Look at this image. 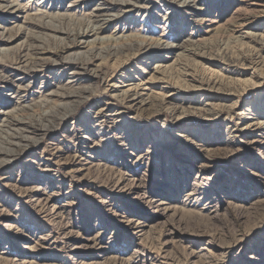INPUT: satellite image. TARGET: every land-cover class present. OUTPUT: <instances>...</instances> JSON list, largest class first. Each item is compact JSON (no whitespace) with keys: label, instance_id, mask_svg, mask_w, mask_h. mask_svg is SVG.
Instances as JSON below:
<instances>
[{"label":"rangeland","instance_id":"374dc122","mask_svg":"<svg viewBox=\"0 0 264 264\" xmlns=\"http://www.w3.org/2000/svg\"><path fill=\"white\" fill-rule=\"evenodd\" d=\"M129 1L0 0V264H264V0ZM107 9L99 37L171 46L54 52L42 22Z\"/></svg>","mask_w":264,"mask_h":264},{"label":"bare ground","instance_id":"6f19581e","mask_svg":"<svg viewBox=\"0 0 264 264\" xmlns=\"http://www.w3.org/2000/svg\"><path fill=\"white\" fill-rule=\"evenodd\" d=\"M129 2H130L129 0H120L119 3L127 5ZM7 5L8 4H6V6ZM113 12L114 11H112L111 9H107L104 11H97L95 13H90L89 17L86 20L83 21L81 19L82 21L77 23V25H76L77 27L61 28L52 22H46V21L42 22L41 26L44 27L45 29H49L53 32L63 34L62 38H59V37L56 38L54 36V40H57V44L54 47L55 48L54 52H56L57 54H60L63 52H68V51L72 50L77 44L82 43L83 40H84V42H86L85 40L87 37H89V35L94 36V38H95V40L91 43L92 46L89 48V51H91V52L97 51L98 53H100L99 51L103 48H106L108 50H112L113 48L118 47V46H121L123 48L140 49L143 51H149L151 49V47H153L155 49V48H163V47L171 46V43H165L164 44V43L160 42V40H156L155 42L150 41V42L146 43V41H144V39H141V38L140 39L137 38V40H135V41H131V40L128 41L127 39H124V37H122V36L121 37H113V36L99 37L98 35L102 29L100 22L104 23V21L112 18L114 16ZM58 36H60V35H58ZM124 40L126 43L123 42ZM98 44L99 45L105 44V46L102 48ZM27 50L29 53H27L25 55V57H30L31 54H33L31 52L38 53L40 51H44V50H48V49L42 45L39 46L38 44L34 45L32 43H29L27 45ZM64 59H67L71 64H73L72 70L76 71L79 68L83 69L87 66L88 61L90 59V56H88V55L84 56L83 54L76 55V53H69L68 56H66ZM27 61L29 63H32V64L39 62V60H32L30 58H28ZM84 91H87V88H81L79 91L74 92L73 90L68 89L67 87L66 88L64 87L63 91L54 92V100H55L54 105L55 106L56 105H62L64 107V108H62V111L60 112L61 115H60V117H58V119H62V116H64L66 113H68L69 111H72L73 109L76 108L77 103L81 102L83 100V98L86 96ZM78 94L81 96H79ZM82 94H85V96ZM46 100H48V99H46ZM66 100H70L71 102L74 101V103L67 105V104H65ZM13 115L12 116H10V115L6 116L4 118L5 120L3 119L4 123L2 121V123H3L2 126H7L9 129H11V131L14 134L19 136L18 138L24 139L25 141H26V139L32 140V138L28 137L29 135L27 136L28 133L25 135L24 131L34 132V131H40L41 130L40 127L39 128L37 127V125L34 126L33 124H31L29 122L23 121V119L19 118L18 116L14 117ZM47 115H49V114H47ZM47 115L44 114L43 116H47ZM52 120H53V118H52ZM7 127H5V128H7ZM42 127L45 128L44 126H42ZM47 128H49V127H47ZM11 135L13 136V134H11ZM2 139H4V138H2ZM7 141H8V139H7ZM17 145L19 147L21 146L20 143H18ZM26 146H28V145L24 144L23 147L21 146V150L26 148ZM15 149L8 148V147L5 148L3 146L0 147V157H1L0 158V165L9 161V158L12 157V154L16 152ZM9 156H11V157H9ZM137 251H138L137 249H134L133 253H137Z\"/></svg>","mask_w":264,"mask_h":264}]
</instances>
